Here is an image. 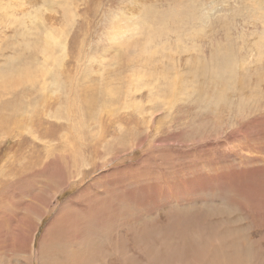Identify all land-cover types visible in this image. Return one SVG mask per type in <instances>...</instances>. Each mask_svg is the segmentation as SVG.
<instances>
[{
  "label": "rangeland",
  "instance_id": "obj_1",
  "mask_svg": "<svg viewBox=\"0 0 264 264\" xmlns=\"http://www.w3.org/2000/svg\"><path fill=\"white\" fill-rule=\"evenodd\" d=\"M253 3L0 0V264H264Z\"/></svg>",
  "mask_w": 264,
  "mask_h": 264
},
{
  "label": "bare ground",
  "instance_id": "obj_2",
  "mask_svg": "<svg viewBox=\"0 0 264 264\" xmlns=\"http://www.w3.org/2000/svg\"><path fill=\"white\" fill-rule=\"evenodd\" d=\"M21 1V0H20ZM254 1V3H255V5H256V7L258 8V9H263L264 10V0H253ZM253 3V4H254ZM54 44H56L55 43V41L54 40H51L49 43H47V41H45V39H44V50H45V52H49L50 53V50H51V48H52V46L54 45ZM52 51V50H51ZM44 54H46V53H44ZM197 220H198V218H196ZM178 246H181V245H178ZM227 247V246H226ZM229 247V246H228ZM231 248V247H230ZM227 249H229V248H227ZM249 249V247L247 248V250ZM254 249V248H253ZM249 250H252V247L249 249ZM259 250V249H258ZM228 251V250H227ZM226 251V252H227ZM245 251V250H244ZM264 251V250H263ZM238 252V251H237ZM237 252H235V253H237ZM228 253V252H227ZM227 253H226V255H227ZM234 252H233V254H235ZM239 253V252H238ZM240 253H242L241 251H240ZM239 253V254H240ZM239 254H238V256H239ZM237 255H235V257H236ZM240 256H242V254L240 255ZM245 257V256H244ZM261 257V256H260ZM243 258V257H242ZM246 258V257H245ZM257 258V257H256ZM228 259H230V258H228ZM232 259V258H231ZM231 259H230V262H231ZM240 259V258H239ZM242 260V259H241ZM246 260H247V258H246ZM257 260V259H256ZM238 261V260H237ZM240 261V260H239ZM243 261H245V260H243ZM233 262V261H232ZM231 262V263H232ZM242 262V261H241ZM247 261H245V263H246ZM255 262V261H254ZM261 262V261H260ZM234 263V262H233ZM244 263V264H245ZM241 264V263H240ZM247 264V263H246ZM257 264V263H256ZM258 264H260V263H258Z\"/></svg>",
  "mask_w": 264,
  "mask_h": 264
}]
</instances>
